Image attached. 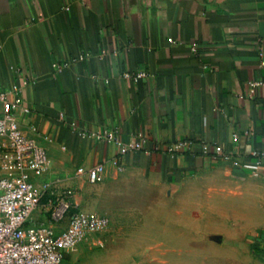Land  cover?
Returning <instances> with one entry per match:
<instances>
[{
	"label": "crops",
	"instance_id": "obj_1",
	"mask_svg": "<svg viewBox=\"0 0 264 264\" xmlns=\"http://www.w3.org/2000/svg\"><path fill=\"white\" fill-rule=\"evenodd\" d=\"M13 88L50 160L32 177L52 188L36 218L90 184L79 169L162 187L215 177L221 221L243 238L236 264H264V0H0V113Z\"/></svg>",
	"mask_w": 264,
	"mask_h": 264
},
{
	"label": "rangeland",
	"instance_id": "obj_2",
	"mask_svg": "<svg viewBox=\"0 0 264 264\" xmlns=\"http://www.w3.org/2000/svg\"><path fill=\"white\" fill-rule=\"evenodd\" d=\"M216 187L215 177L162 187L119 170L81 191L71 189L81 199L74 200L77 208L107 225L68 251L65 264H236L243 238L236 236L239 224L227 230L222 223L223 192ZM48 211L33 220L49 225Z\"/></svg>",
	"mask_w": 264,
	"mask_h": 264
},
{
	"label": "built area",
	"instance_id": "obj_3",
	"mask_svg": "<svg viewBox=\"0 0 264 264\" xmlns=\"http://www.w3.org/2000/svg\"><path fill=\"white\" fill-rule=\"evenodd\" d=\"M59 69L60 67L57 66ZM144 74L140 73L136 78ZM260 83L253 82L251 87ZM13 99L7 110L0 113V264H65V254L90 235L102 231L107 221L103 217L82 213L73 202L71 189L63 190L51 204L49 225L32 223L33 213L40 207L43 192L52 190L44 184L38 190L32 177H42L50 168L46 151L21 130L17 119L20 106L19 89L9 92ZM0 95V101L2 100ZM89 137H97L89 135ZM182 143L169 149L177 151L186 147ZM135 143L133 148L139 147ZM205 155L230 159L220 147L202 145ZM78 176H85L90 184L103 181V165L90 170H78ZM67 220V226L56 233L51 224Z\"/></svg>",
	"mask_w": 264,
	"mask_h": 264
}]
</instances>
